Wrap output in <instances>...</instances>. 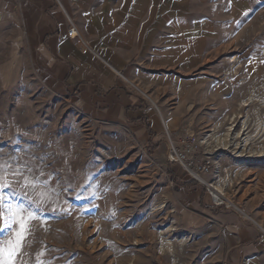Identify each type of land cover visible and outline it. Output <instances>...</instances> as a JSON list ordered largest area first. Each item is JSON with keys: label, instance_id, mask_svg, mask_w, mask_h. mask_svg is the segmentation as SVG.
I'll use <instances>...</instances> for the list:
<instances>
[{"label": "rangeland", "instance_id": "rangeland-1", "mask_svg": "<svg viewBox=\"0 0 264 264\" xmlns=\"http://www.w3.org/2000/svg\"><path fill=\"white\" fill-rule=\"evenodd\" d=\"M3 22L0 64L9 44L21 40L16 23ZM263 27L225 52L226 65L214 75L204 66L208 79L188 86L185 96L148 99L163 122L154 141L119 123L85 118L28 80L51 139L48 156L59 169L43 204L7 195L0 264H217L222 246L212 218L186 207L177 186L220 185L219 207L252 218L264 208ZM252 58L260 65L248 68ZM2 96L6 109L11 101ZM205 162L209 170L199 178L186 169L197 173ZM251 185L260 192L257 211L245 208Z\"/></svg>", "mask_w": 264, "mask_h": 264}, {"label": "crops", "instance_id": "crops-1", "mask_svg": "<svg viewBox=\"0 0 264 264\" xmlns=\"http://www.w3.org/2000/svg\"><path fill=\"white\" fill-rule=\"evenodd\" d=\"M68 17L80 43L67 35ZM0 19L16 23L21 35L0 64V98L11 101L6 109L0 103L1 226L9 193L41 205L57 182L28 80L85 118L160 139L163 122L148 99L183 97L188 86H200L208 79L204 66L213 74L225 52L264 26V0H0ZM249 65L260 64L252 58ZM166 125L172 129L175 120ZM177 187L186 207L212 218L222 246L217 264H264V208L252 218L219 207L210 186ZM259 194L249 187L246 209L257 211Z\"/></svg>", "mask_w": 264, "mask_h": 264}, {"label": "built area", "instance_id": "built-area-1", "mask_svg": "<svg viewBox=\"0 0 264 264\" xmlns=\"http://www.w3.org/2000/svg\"><path fill=\"white\" fill-rule=\"evenodd\" d=\"M66 32H67V35L68 37L71 39L72 42L74 43H80L81 42V37L75 27V24L73 22V20L71 18H67V27H66ZM129 84L134 87V89L136 90H139L141 93H143L147 98L148 95L146 93H144L139 87L138 85H136L135 83L133 82H130L129 81ZM179 160H180V163L182 165H185L184 164V161L186 160V156L183 154V153H179ZM189 172H191L196 178H199V173L200 172H207L209 170V165H208V162H205L203 163L201 166L198 167V171L197 173L195 172H192L190 169L186 168ZM208 186H210L208 184Z\"/></svg>", "mask_w": 264, "mask_h": 264}, {"label": "bare ground", "instance_id": "bare-ground-1", "mask_svg": "<svg viewBox=\"0 0 264 264\" xmlns=\"http://www.w3.org/2000/svg\"><path fill=\"white\" fill-rule=\"evenodd\" d=\"M212 195H213V200L220 204L223 202L224 193H223V188L220 185H213L211 187Z\"/></svg>", "mask_w": 264, "mask_h": 264}, {"label": "trees", "instance_id": "trees-1", "mask_svg": "<svg viewBox=\"0 0 264 264\" xmlns=\"http://www.w3.org/2000/svg\"><path fill=\"white\" fill-rule=\"evenodd\" d=\"M188 184H195V182L194 181H190V182H187L186 185H188Z\"/></svg>", "mask_w": 264, "mask_h": 264}]
</instances>
